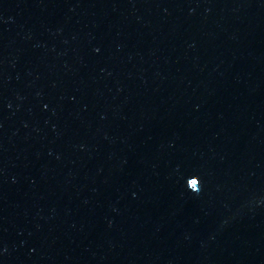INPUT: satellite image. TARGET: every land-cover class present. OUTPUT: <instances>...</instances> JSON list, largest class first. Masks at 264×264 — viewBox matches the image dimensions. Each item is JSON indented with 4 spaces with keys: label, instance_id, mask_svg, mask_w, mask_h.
Returning a JSON list of instances; mask_svg holds the SVG:
<instances>
[{
    "label": "water",
    "instance_id": "95a60500",
    "mask_svg": "<svg viewBox=\"0 0 264 264\" xmlns=\"http://www.w3.org/2000/svg\"><path fill=\"white\" fill-rule=\"evenodd\" d=\"M0 264H264V0H0Z\"/></svg>",
    "mask_w": 264,
    "mask_h": 264
},
{
    "label": "snow or ice",
    "instance_id": "6c2138e0",
    "mask_svg": "<svg viewBox=\"0 0 264 264\" xmlns=\"http://www.w3.org/2000/svg\"><path fill=\"white\" fill-rule=\"evenodd\" d=\"M198 183H199V181H198Z\"/></svg>",
    "mask_w": 264,
    "mask_h": 264
}]
</instances>
